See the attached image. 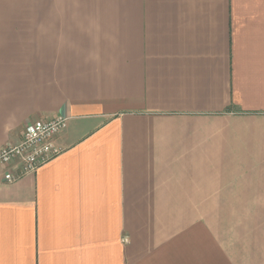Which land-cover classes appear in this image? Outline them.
<instances>
[{
    "label": "crops",
    "instance_id": "0c3cea01",
    "mask_svg": "<svg viewBox=\"0 0 264 264\" xmlns=\"http://www.w3.org/2000/svg\"><path fill=\"white\" fill-rule=\"evenodd\" d=\"M56 116L0 264H264V0H0V148Z\"/></svg>",
    "mask_w": 264,
    "mask_h": 264
},
{
    "label": "built area",
    "instance_id": "2783aa9c",
    "mask_svg": "<svg viewBox=\"0 0 264 264\" xmlns=\"http://www.w3.org/2000/svg\"><path fill=\"white\" fill-rule=\"evenodd\" d=\"M66 125L67 119L63 116L28 122L17 143L0 148V166L5 168L3 179L13 182L21 174L35 172L40 165L58 155L62 148L57 144L56 136ZM16 164L22 168L20 174L13 170Z\"/></svg>",
    "mask_w": 264,
    "mask_h": 264
}]
</instances>
